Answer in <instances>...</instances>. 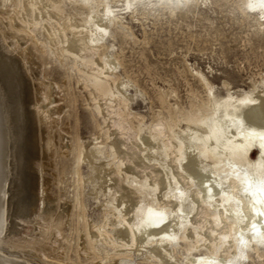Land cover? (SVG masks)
Here are the masks:
<instances>
[{"label": "bare ground", "instance_id": "1", "mask_svg": "<svg viewBox=\"0 0 264 264\" xmlns=\"http://www.w3.org/2000/svg\"><path fill=\"white\" fill-rule=\"evenodd\" d=\"M210 14L264 46V0H0V264H264V63L205 71L171 36L185 97L133 69L150 75L164 32L202 39L190 17L215 51ZM53 62L87 137L63 118L76 99Z\"/></svg>", "mask_w": 264, "mask_h": 264}, {"label": "rangeland", "instance_id": "2", "mask_svg": "<svg viewBox=\"0 0 264 264\" xmlns=\"http://www.w3.org/2000/svg\"><path fill=\"white\" fill-rule=\"evenodd\" d=\"M210 15L214 19L213 26L215 28H218L222 32L221 35L216 36L217 40L215 41L216 44L214 45L216 48L215 51L214 49H211L212 47H210V44L208 42L204 43L203 41H201L202 39L204 40L206 36L205 33L211 32L212 30V27L210 26L209 22L205 20L199 21V20H196V17L194 18L190 17L186 21L191 22L194 25L193 31H195L196 33H200L202 39L197 38L198 41H196L195 43V41L188 39L186 35L183 36L184 34H181L180 32H178V36L175 39L173 35H167V32L162 33L163 35H165L161 37V41L162 43H164V47L162 44L158 45L159 43L157 40V46L153 47V52L156 55H157V52H159L158 59L154 58L156 60L155 61L153 60V57H152L150 60H153V62H156V64L158 62V64L152 67L150 75H147V73L143 69V63L134 57L135 58L134 62H132V64L134 65L133 69L134 70L136 69L135 71L139 75L140 82L146 83L145 81L148 80L152 75L155 81H158L159 77L161 76L164 77L165 75L167 76L166 78L171 79L172 84H174V86L176 85L178 86L177 89H178V92L180 93L179 95H181L182 97H185V90H184L185 85L179 77H178L179 81L178 79L175 80V76H174L175 70H173L174 66L172 63L177 62L176 60L177 56H179L183 51L186 50V48H189V47H190L188 50L189 56L187 58L190 59L191 62H195L196 65H198L200 69H203L205 71H207L209 63L215 64L214 67L218 69L222 68L224 70H227L233 73L237 72V69H238L237 67L242 66L245 68V70L242 71V74L246 76L252 70L253 71L256 70V67H255L256 64L264 63V46L260 48H256L255 46L257 45V42L255 41L254 38L251 37L252 38L251 45L253 49L250 48V45H246L245 49H243V47L240 45L241 44L240 38L241 37H242L241 39L245 38L244 26H240V24L236 22H232L226 18L225 19L222 18L220 14H217V15L210 14ZM181 27H182V30H185V32H187L184 24H182ZM137 29L138 27H135V31L139 33ZM171 36H172L171 40L173 44V49L175 50V52H177V56L170 55L169 49L166 47L165 38H170ZM10 40L11 39H8V42ZM261 44H263V42H261ZM212 50L214 51V53ZM2 52L7 55L9 54L10 56L15 55V53L13 52L9 53L5 51L4 49H2ZM35 65H33L34 68H32L31 74H30V76L33 74V76H31L32 78H35L38 75H40V71H41V68H38V65L37 66ZM44 67H45L44 69H45L48 80L58 83L61 86V89L64 90L63 93L68 92L72 94V96H74L76 99V101L72 103L71 107H67L68 113L64 114L63 118L67 117L70 113V116L68 117V122L70 123L74 131L75 130L74 116L76 114L77 117L79 118L78 123H77V128H76L78 135L81 137L89 136V133L93 130L92 118L90 117L89 112L81 106L80 104L81 96L79 95L78 90L76 89L75 85L72 84V87L68 88L67 89L68 91L67 90L65 91V87H63V84L61 81L65 74V68L58 62L48 63ZM67 104H69V102ZM134 106L135 108L145 110V108L141 106L140 102L135 104ZM56 161L58 163V167L60 168L61 167L60 164L62 165L64 159L62 157H56ZM37 163L38 161H36V164ZM52 170H55V168L48 166L46 169L42 171V174L47 175V176H52ZM83 171H85L84 168H83ZM29 174L30 175L34 174L33 175L34 177L37 176L36 179H38L39 175H41L40 171L38 170L31 171L29 172ZM68 177H70V175ZM62 187L63 186L61 185L60 188L62 189ZM57 189L58 188L56 186L52 185L51 191L54 194L63 196L64 191L57 190Z\"/></svg>", "mask_w": 264, "mask_h": 264}, {"label": "snow or ice", "instance_id": "3", "mask_svg": "<svg viewBox=\"0 0 264 264\" xmlns=\"http://www.w3.org/2000/svg\"><path fill=\"white\" fill-rule=\"evenodd\" d=\"M249 103H255L254 101H248ZM262 214H264V213H262Z\"/></svg>", "mask_w": 264, "mask_h": 264}]
</instances>
